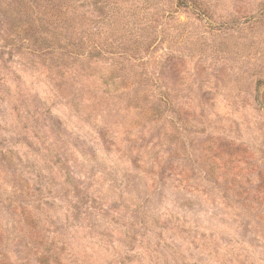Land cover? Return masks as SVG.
<instances>
[{
    "label": "rangeland",
    "instance_id": "obj_1",
    "mask_svg": "<svg viewBox=\"0 0 264 264\" xmlns=\"http://www.w3.org/2000/svg\"><path fill=\"white\" fill-rule=\"evenodd\" d=\"M3 1L1 264H264V0H70L72 56Z\"/></svg>",
    "mask_w": 264,
    "mask_h": 264
},
{
    "label": "trees",
    "instance_id": "obj_2",
    "mask_svg": "<svg viewBox=\"0 0 264 264\" xmlns=\"http://www.w3.org/2000/svg\"><path fill=\"white\" fill-rule=\"evenodd\" d=\"M29 0H6L3 4L6 6V11H3V20L9 24L8 31L12 37H9L10 45L13 47L17 42H21L22 46L26 49L27 53L38 55H49L51 53H62L66 56H72L73 52L71 48L63 47L59 37L63 38V33L70 30L71 17L68 13L67 5L70 0H37L38 6L43 3V9L40 13L46 14V16L40 17V13L35 17H32V10H29L26 3ZM24 3L25 11L23 14H15L12 4ZM12 3V4H11ZM64 3V4H60ZM52 17V18H51ZM60 25L59 35L56 33L55 27ZM63 31V33H62ZM10 35V36H11ZM12 150H8L7 161L14 166L18 165L19 170H23L22 159L16 153H12ZM29 187H20V192L24 194L21 198L29 192ZM13 202H16V208L23 207V203L17 198L16 191H11ZM39 199V197H35ZM36 206V205H35ZM3 261H0V264Z\"/></svg>",
    "mask_w": 264,
    "mask_h": 264
}]
</instances>
